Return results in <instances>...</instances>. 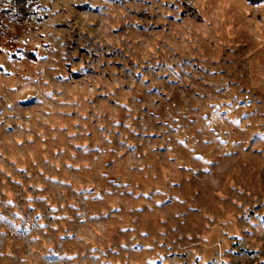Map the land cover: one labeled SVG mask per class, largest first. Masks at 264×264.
<instances>
[{
	"label": "rangeland",
	"instance_id": "1",
	"mask_svg": "<svg viewBox=\"0 0 264 264\" xmlns=\"http://www.w3.org/2000/svg\"><path fill=\"white\" fill-rule=\"evenodd\" d=\"M35 10L0 53V264H264V0Z\"/></svg>",
	"mask_w": 264,
	"mask_h": 264
},
{
	"label": "trees",
	"instance_id": "2",
	"mask_svg": "<svg viewBox=\"0 0 264 264\" xmlns=\"http://www.w3.org/2000/svg\"><path fill=\"white\" fill-rule=\"evenodd\" d=\"M36 0H0V53L21 51L19 40L32 30L36 17ZM27 58L34 59L32 52Z\"/></svg>",
	"mask_w": 264,
	"mask_h": 264
}]
</instances>
